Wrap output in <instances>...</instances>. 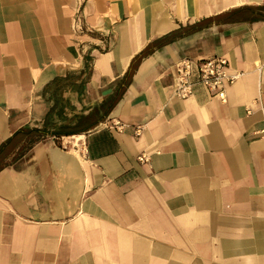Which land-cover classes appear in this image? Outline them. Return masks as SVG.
I'll return each mask as SVG.
<instances>
[{"label":"crops","instance_id":"1","mask_svg":"<svg viewBox=\"0 0 264 264\" xmlns=\"http://www.w3.org/2000/svg\"><path fill=\"white\" fill-rule=\"evenodd\" d=\"M0 264H264V0H0Z\"/></svg>","mask_w":264,"mask_h":264},{"label":"built area","instance_id":"2","mask_svg":"<svg viewBox=\"0 0 264 264\" xmlns=\"http://www.w3.org/2000/svg\"><path fill=\"white\" fill-rule=\"evenodd\" d=\"M175 79L173 83V94L181 100L189 99L193 94L196 85L204 87L213 97L225 102L226 96L224 87L233 84L240 76V73L229 74L228 62L225 58L214 57L206 60L195 61L181 59L175 65ZM258 71H262L261 68ZM116 130H122L123 125L118 122L112 123ZM135 136H139L140 129H135ZM146 155L138 157L140 163L148 162Z\"/></svg>","mask_w":264,"mask_h":264},{"label":"trees","instance_id":"3","mask_svg":"<svg viewBox=\"0 0 264 264\" xmlns=\"http://www.w3.org/2000/svg\"><path fill=\"white\" fill-rule=\"evenodd\" d=\"M126 79L127 77L121 82V85H125L126 84ZM122 89V88H121ZM118 90L116 91V93L114 94L113 98L110 100L112 101L113 103H115L120 95H121V92L123 91L122 90ZM94 120V115L91 114V115H88L87 117H84V118H81L78 123L73 126V127H70V126H67V127H56V126H51V129H53V135L55 136H66L68 135V133H82V131H84V129H87V128H90L91 127V121ZM95 121V120H94ZM37 133H39L40 135H43V134H46V133H49L48 130H47V126L43 129V130H40V131H37Z\"/></svg>","mask_w":264,"mask_h":264}]
</instances>
